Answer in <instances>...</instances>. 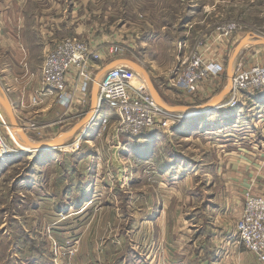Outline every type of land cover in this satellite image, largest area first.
I'll return each mask as SVG.
<instances>
[{
  "label": "rangeland",
  "instance_id": "obj_1",
  "mask_svg": "<svg viewBox=\"0 0 264 264\" xmlns=\"http://www.w3.org/2000/svg\"><path fill=\"white\" fill-rule=\"evenodd\" d=\"M68 1L60 3L67 7ZM105 1L104 11L92 13L90 20L112 24L106 31L112 38L107 46L116 42L125 46L123 55L113 59L126 56L139 63L151 79L160 83L156 84L159 92L179 90L177 99L160 92L167 105L181 104L179 98L186 96L169 78L200 43L208 47L206 58L223 65L220 75L209 79H214L210 83L219 93L230 83L228 63L239 42L250 34L264 37V0ZM52 3L45 0V5ZM228 22L239 28L234 39L215 40L217 28ZM120 28L122 32H118ZM249 39L252 43L244 45L234 59L232 74L237 64L244 68L264 65V45ZM51 48L44 52L41 68ZM2 57L0 66L7 63ZM106 64H94L93 79ZM130 70L131 84L148 90L142 76ZM160 72L164 74L157 80ZM262 90L255 94L242 91L236 106L241 111L236 117L240 119L238 124L230 127L223 123L215 131L209 126L213 132L206 137H201L203 132L199 130L191 137L183 136L188 130L183 123L191 117L177 122L169 131L138 136L120 133L115 129V116L106 108L102 110L109 118L105 126L97 127L92 122L72 134L65 147L39 153L28 151L18 141L20 137L10 132L0 108L1 135L10 150L16 151L0 158V246L8 248V264H196L197 248L191 247L196 229L200 225L202 229L210 228L201 221L206 215L196 210L202 201H193L192 197L214 194L213 189L205 191L203 185L206 166L213 160L210 154L216 149L214 143L237 146L243 136L260 132L264 106L262 110L256 108L255 99L264 100ZM49 93L54 94L52 104H56L49 117L42 124L36 119L31 126L20 124L28 129L25 133L32 142L48 141L69 131L92 106L88 101L78 111L80 116H75L78 119L73 116L71 121L57 103L56 93ZM6 94L9 97L8 91ZM243 110L246 113L242 114ZM215 115L214 111L201 116H210L213 121ZM15 116L20 123L23 118L17 113ZM255 121L259 122L257 126ZM151 133H156L155 140L148 138ZM205 151L209 158L204 157ZM152 154L154 161L148 158ZM151 160L153 164H149ZM168 161L172 163L168 172L154 170L161 164L168 166ZM176 162L178 166L172 170ZM209 176L212 178L211 173ZM222 208L224 211L226 205ZM212 214L218 216L217 211ZM233 238L238 241L236 234Z\"/></svg>",
  "mask_w": 264,
  "mask_h": 264
},
{
  "label": "crops",
  "instance_id": "obj_2",
  "mask_svg": "<svg viewBox=\"0 0 264 264\" xmlns=\"http://www.w3.org/2000/svg\"><path fill=\"white\" fill-rule=\"evenodd\" d=\"M52 1L51 5H45V0H0V55L3 54L2 58L6 57L4 60L7 61L0 66V83L9 93L14 112L18 114L19 118H23L20 119L19 124L24 122L31 124L35 119L42 124L49 117L51 107L56 105L52 104L54 94H52L54 96L52 98V95L45 91L41 84L40 61L47 49L60 39L70 36L85 39L84 41H88L93 49L105 48L112 39L106 35V31L108 28L111 29L112 24L104 25L103 21L93 23L90 20L92 13L99 15L104 11L105 0H69L67 7L65 4L62 5L60 0ZM93 1L95 4L92 3ZM97 19L99 20L100 17L98 16ZM122 30L123 28H120L118 32H122ZM113 57V55L104 52L101 59L93 61L92 67L94 68L95 63L103 61L109 63ZM7 58L11 60L9 64ZM38 62L40 63L38 64ZM162 74L164 73L158 74L157 80H160ZM152 81L158 90L159 86L157 87V85L160 83L153 79ZM210 82L209 80L205 81L194 93H185V97L179 98L182 101L181 104H170L169 106L204 104L226 88L218 93L214 84ZM160 92L163 96L172 99H177L175 96L181 94L179 90L170 89H165V92L160 90ZM228 95L229 93L222 97L218 106L208 110L216 113L215 116H212L213 121L209 120L210 116H201L203 113L197 114L200 116H191L186 122L184 121L183 126L188 130L186 134L183 133V136L191 137L196 130L203 132L200 134L201 137L212 135L210 133L221 127L223 123L230 127L236 126L240 120L236 117L241 115V111L236 107H220ZM261 95L263 98L264 91ZM89 96L90 104L91 90ZM262 106H264V100L258 102L255 99V107L262 110ZM81 109L82 107H79L78 103L67 110L65 109L64 112L68 115L66 119L72 118L71 121H73L80 116L78 111ZM88 112L86 113L88 114ZM244 113L246 112L243 110L242 114ZM81 120H77L74 126ZM93 122L95 121L93 120ZM257 123L259 122L257 121L255 126L258 125ZM45 125L47 124L43 123V126ZM89 125L90 121L88 120L81 124L74 134ZM96 125L98 127L99 122ZM260 125L261 130L258 134L256 131L250 132L251 134L242 137L237 146H231L228 143H214L216 149H213L210 154L213 160L212 163L207 164L203 179L205 191L213 189L214 194L192 197L193 201L195 198L202 201L201 207L196 206V210L202 211L204 217L206 215V220L202 219L201 221L206 222L210 228L202 229L200 225L196 229L194 235L196 241L191 246L197 248L196 264H264L233 238L235 235L233 230L235 231V224L242 209L244 193L250 189L254 195H264V121ZM209 126H212L213 131H210ZM147 140L149 141V139ZM204 157L209 158L207 153L204 154ZM180 160V163L183 162L182 159ZM151 163L153 164L152 160L149 164ZM169 163L172 164L168 161L166 163L168 166L162 164L161 168L156 167L154 170L168 172ZM177 166L178 162L172 170H175ZM209 173L212 174V178ZM224 205H226V209L223 211ZM216 211L218 216L214 217L212 212L216 213ZM214 220L217 221V225ZM187 236L193 237L189 234ZM190 241L192 242V239ZM0 264H8L7 246L5 248L0 246Z\"/></svg>",
  "mask_w": 264,
  "mask_h": 264
},
{
  "label": "built area",
  "instance_id": "obj_3",
  "mask_svg": "<svg viewBox=\"0 0 264 264\" xmlns=\"http://www.w3.org/2000/svg\"><path fill=\"white\" fill-rule=\"evenodd\" d=\"M238 31L237 24L228 22L217 28L214 39L232 41ZM207 50L208 47L200 43L185 57L179 71L176 70L169 82L191 94L205 81L219 76L223 65L219 61L206 58ZM104 52L113 56L123 55L125 46L118 43L93 49L88 42L74 37L59 40L45 55L41 68L44 90L55 92L58 104L66 110L77 103L79 107H85L94 81L92 63L101 59ZM130 69L117 65L100 77L97 112L107 108L117 120L115 129L132 136L158 130H172L177 122L183 120V114L167 113L154 101L149 90L131 84ZM263 88L264 65L255 64L244 68L243 65L237 64L231 78L228 100L220 107L235 108L242 91L255 94ZM108 121L107 114H104L100 120L101 127ZM23 129L25 131L27 128ZM10 149L0 132V158L8 157L13 150ZM235 234L239 244L264 262V195H254L250 189L244 193L242 209L235 224Z\"/></svg>",
  "mask_w": 264,
  "mask_h": 264
},
{
  "label": "water",
  "instance_id": "obj_4",
  "mask_svg": "<svg viewBox=\"0 0 264 264\" xmlns=\"http://www.w3.org/2000/svg\"><path fill=\"white\" fill-rule=\"evenodd\" d=\"M249 38L255 39L256 44L264 45V37H258L254 34H250L245 36L239 44L234 49L232 56L228 63L227 73L228 77L230 78V83L226 86V88L218 95L214 96L211 101L197 105V106H185V105H178V106H169L167 105L161 98L160 93L158 92L156 86L154 85L151 77L147 73L146 69L143 68L139 63L135 62L129 57L121 56L118 58L113 59L108 64H106L102 70H100L96 77L94 78V81L92 83V107L91 110L88 112V114L78 123L76 124L72 129H70L67 132H63L62 134H59L53 139H50L48 141H39V142H32L26 135L25 131L23 130L22 126H20L19 122L17 121V118L15 116L14 107L12 102L10 101L8 95L6 94V91L3 89L1 83H0V106L3 109L4 113L6 114L8 118V122L11 127H13L22 137L18 139L20 143L24 144L25 147L28 148V151L31 152H41V151H48V150H54V149H60L66 146V140L74 134L76 129L81 125L90 121V124L93 122L95 116H96V103H97V86H96V80L100 76H102L107 70L110 68L117 66V65H126L127 67L135 70L136 72L142 74V76L145 79L146 85L148 87V90L154 99V101L167 113H182L183 114V120L186 118H189L191 116L204 113L211 108H214L219 105L220 101L222 100V97L229 93L231 89V78H232V65L234 63V59L237 56V54L240 52L241 48L251 43ZM23 150H19L17 152H20ZM16 153V151H11L9 155Z\"/></svg>",
  "mask_w": 264,
  "mask_h": 264
},
{
  "label": "bare ground",
  "instance_id": "obj_5",
  "mask_svg": "<svg viewBox=\"0 0 264 264\" xmlns=\"http://www.w3.org/2000/svg\"><path fill=\"white\" fill-rule=\"evenodd\" d=\"M252 43V42H251ZM124 66H126V65H124ZM133 70V69H132ZM135 71V70H134ZM138 73V72H137ZM139 75L140 76H142V74H140L139 73ZM142 79L145 81V79H144V77L142 76ZM96 82H97V85H98V80H96ZM146 83V82H145ZM98 103V102H97ZM97 103L95 104L96 105V109L98 108L97 107ZM0 108H1V106H0ZM100 110H98V112L95 110V112H96V116H95V119H97V120H95L94 119V121L98 124V122H99V125H100V120L102 119V117L104 116V113H102V110H101V112H99ZM2 113H3V115H4V117H5V119H6V125L8 126V128H9V130H10V132L11 131H13L15 134H17L20 138L22 137L13 127H11L10 126V124H9V122H8V118H7V116H6V114L4 113V111H3V109H2ZM206 113H211V114H213L214 113V111H207ZM21 126V125H20ZM23 128V127H22ZM24 130V129H23ZM155 140V139H154Z\"/></svg>",
  "mask_w": 264,
  "mask_h": 264
},
{
  "label": "trees",
  "instance_id": "obj_6",
  "mask_svg": "<svg viewBox=\"0 0 264 264\" xmlns=\"http://www.w3.org/2000/svg\"><path fill=\"white\" fill-rule=\"evenodd\" d=\"M156 137H157L156 133H151V134L148 136V138L150 139V141L153 140V139L156 138ZM152 156H153V154H152L151 156H149L148 158L150 159ZM152 159H153V161H154V158H153V157H152ZM161 165H162V164H161ZM161 165H159L158 168H161Z\"/></svg>",
  "mask_w": 264,
  "mask_h": 264
}]
</instances>
